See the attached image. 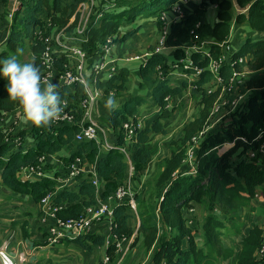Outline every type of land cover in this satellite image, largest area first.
Masks as SVG:
<instances>
[{
	"label": "trees",
	"instance_id": "1",
	"mask_svg": "<svg viewBox=\"0 0 264 264\" xmlns=\"http://www.w3.org/2000/svg\"><path fill=\"white\" fill-rule=\"evenodd\" d=\"M144 1L117 0L115 8L102 10L99 13L101 16L89 23L84 31V40L79 44L87 56H95L98 46L107 37L115 36L123 23L133 21L143 9L149 13L157 12L159 16L178 0ZM84 2L86 0H21L4 47L0 50V59L16 56L22 51L32 59L35 53L36 63L42 71L39 57L44 44L39 41L37 32L45 34L49 32V28H64L73 17L67 28L71 30L78 21L76 10ZM210 4L217 6V21L214 24L204 20L206 7ZM232 24L246 26L250 33L235 51L228 54L229 60L219 67L217 75L225 81L233 72L239 73L246 67L252 76L246 81L245 87L251 93L228 118L218 124L216 130L203 137L195 150L196 173L184 174L188 166L183 162L191 138L208 126L211 110L220 93V88H215L216 76L208 70V65L210 60H217L222 55L224 49L221 44L229 38ZM134 33H124L116 41L124 42ZM194 35H198L202 41L210 40L209 57H202L199 53L191 55L193 65L202 70L192 83L200 97L198 112L183 126L178 138L168 142L170 151L161 162V170L153 185V191L150 192V188L146 190L147 183H142L140 191L136 189L141 178L144 177V180L151 170L149 167L154 155L151 135H167L162 118L148 121L134 140L127 143L121 127L129 120L136 121L141 107L149 102L160 111L166 110L165 98L172 100L178 97L186 87V82L176 85L167 77L166 57L159 53H152L139 67L140 88L145 85L146 90L139 89V93L130 95L105 118V125L115 132L112 145L116 148L101 152L94 141L75 142L74 135L79 130L78 124H51L49 127L28 124L26 129L20 131V136L28 133L34 142L16 148L5 143V134L0 129V184L12 195L26 197L34 204L39 203L47 193H52L49 204L57 207L56 216L60 219L77 218L87 208L97 205L98 194L92 185L91 174H81L72 185L58 189L53 178L61 176L64 169L61 174H54L53 178L32 181L19 179L21 169L36 165L42 156L48 157L66 150L67 155L61 160L65 164L76 157L96 164V173L101 184L98 198L106 200L118 187L125 184L131 166L136 211L130 209L128 198L114 208L111 235L116 238H129L136 231L134 240L137 242L141 239L144 250L148 252L154 245L149 264H218L220 259H225L230 255L221 246L220 238L225 223H230L236 229L240 228L241 225L237 223L239 209L248 207L258 196V191L264 194V167L256 164L260 157L257 149L264 142V137L256 140L264 118V0H234V3L231 0H203L191 11L184 9L183 18L170 26L166 37V45L175 49V60L182 57L181 47L189 44ZM17 59L21 61L18 57ZM239 59H244L245 62L239 64ZM67 64L65 55L58 57L54 66L55 72H62ZM158 68L166 74L160 80ZM128 77L129 70L119 68L109 79L103 80L101 74L93 75L91 83L105 97L111 91L116 94L124 93ZM7 83L6 79L0 77V115L12 113L19 107L16 102L8 99ZM58 90L64 100L73 103L70 106L74 109L75 119L79 121L82 111L78 103L83 98V87L80 84L71 87L62 85ZM228 143H233L232 148L217 155L215 151ZM122 146L126 147L127 157L117 149ZM252 153L256 155L252 157ZM155 196L161 198L160 201L157 198V204L151 200ZM205 200L209 206V214L200 226L203 243L202 247L197 248L192 230L186 226L187 214L195 205L202 204ZM216 205L220 215L212 213ZM190 215L189 219L195 221L193 214ZM159 227L163 231L161 237H157ZM43 229L45 231V226ZM263 240V230L253 225L242 240L235 263L264 264V260L256 261L254 257ZM64 242H74L86 250H91L94 245L103 246L105 237L85 234ZM106 251L111 256L114 245H110Z\"/></svg>",
	"mask_w": 264,
	"mask_h": 264
},
{
	"label": "built area",
	"instance_id": "2",
	"mask_svg": "<svg viewBox=\"0 0 264 264\" xmlns=\"http://www.w3.org/2000/svg\"><path fill=\"white\" fill-rule=\"evenodd\" d=\"M12 1V9L11 12L8 13L7 19L9 22L12 21V18L14 16V12L20 8V0H11ZM96 0H86V2L79 4L76 13L78 15V21L75 27L70 30L69 34L74 35L75 37L69 38L71 36L68 35V37H64L63 29H67L69 25L73 21V17L71 18L68 25H66L64 28H62L57 34L56 42H57V49H52L47 44L49 39L45 38L42 39L40 37V32L38 31V39L39 41H43L44 43V49L42 53L40 54L39 60L43 66L42 73L47 76L49 73L51 74V82L57 81L58 86H74L75 84H80L83 87V98L78 103V107L81 109V118L79 121L75 119V113L74 109L70 106L73 105V103H69L67 100L66 104L67 106L64 109V112L62 113L60 119L54 123L53 125H60V124H78L79 130L74 135V141L75 142H86V141H94L98 145V147H101L102 149L108 151L110 149L116 148L112 144L107 143L105 141L106 139V132L105 129L98 124L95 121L94 117V108L97 105V102L101 96V91L97 88H95L94 85H89L87 82V77L85 75V68H86V61H87V54L81 49L80 43L84 40V31L88 26V17L90 14V11L93 10V7L95 5ZM172 14H174L175 17V23L179 20H181L184 16V7L178 3H175L170 8ZM161 15V14H160ZM101 15L98 14V19ZM168 34V30L165 28L162 30L161 36L159 37V41L156 45V48L150 53L146 54V56H150L152 53L158 54L161 52L162 49L166 46V37ZM230 36L229 38L221 44V48L224 49L226 52L231 53L232 50L228 46L230 43ZM70 40L73 42L71 43ZM114 36L107 37L104 40V43L100 47V51L97 53L96 56H98V59L93 64L90 72V77L92 78L93 75L101 74L103 79H109L114 74H116L118 67L116 64L113 63L111 67H108L109 61H107V57L110 54V47L113 44ZM70 42V43H69ZM210 42L202 41L198 35L193 36V40L184 46L181 47L182 50V57L176 61V66H178L181 69V73L183 75L188 74L195 76L196 78L199 77L202 70L199 69L196 65H193V61L191 60V55L193 53H199L202 57H209V46ZM62 55H65V57L68 60V64L64 67V70L60 73L55 72V62L56 59ZM50 62H46L49 61ZM224 56L221 55L217 60H210V63L208 65V70L214 74L215 77V88H220L219 96L214 104V107L211 110L210 118L211 116L218 112L219 106L218 103L223 101L222 94L224 92H230L232 90V86L234 82L239 78V73L233 72L231 77L227 80H223L221 77H219L218 71L219 67L224 63ZM130 61H140L141 65L146 61L144 60L142 62V59L138 56H121L118 58V62L121 63H127ZM72 62V63H71ZM245 62L244 59H239L238 63L243 64ZM116 63V62H115ZM158 73L161 71V68L157 69ZM189 72V73H188ZM90 78V79H91ZM159 80L163 77H159ZM195 89V87H194ZM209 93V91H208ZM241 97H239L237 100H234L231 102L232 108H236L239 101H241ZM173 100V99H172ZM172 100L168 97L165 98V108H172ZM19 111H22L20 106L14 111L15 114L19 113ZM13 116H10L7 114H1L0 115V129L3 130L5 134V143L12 144L15 143V140L11 139V130L4 129L9 123L13 121ZM142 129L140 121L136 120H129L122 124L121 132L124 137V141L131 142L134 140L136 134ZM208 127H206L203 131H201L199 134L191 138V145L187 149L186 158L184 160V165H187L189 167V170H187L184 174H195L196 173V167H195V150L198 147L199 141L203 139V137L207 134ZM264 137V118L262 121V126L259 130V133L256 137V140H260ZM121 153H123L126 157V147L122 146L117 148ZM257 152L260 153V155L264 156V142H262ZM256 155V153H252L251 156L253 157ZM47 157H40L38 160V163L34 166H28L19 172V175L22 177L21 180H28L32 181L34 179H41V178H53L50 177L47 171V164H46ZM87 164V161H85L81 157H76L72 161L68 162L66 164V167L64 168L63 174L61 176H58L56 178H53L54 181L57 183V186L60 188L67 187L73 184L74 180L81 174H91L92 176V185L96 188L97 192V205L94 207H89L85 210L84 214L77 217V218H67V219H60L56 216V209L57 207H52L49 202L51 197L53 196L52 193H47L40 201V204L46 208V210L50 211V214L52 217V222H47L46 218H42V224L45 226V232H46V241L50 244H57V243H63L64 241H72L78 236L89 234L92 230V226L94 224L100 223L102 221H110L109 230L111 232V228L113 227V209L117 206L121 205L122 202L125 200V198H128L127 204L129 205L130 209L132 211H136V204L134 201V191L133 187L131 185V176L133 173V168L129 167L128 172V178L124 185L118 187L116 191L109 195L106 200H100L98 198L100 193V180L97 176L96 170H92V166L90 167H82V165ZM59 188V189H60ZM61 208V206H59ZM158 211V209H157ZM193 213V209H190V214ZM115 238L114 246L116 248H119L121 245V242L126 240V237L121 238ZM264 260V259H263ZM101 264H110V258L108 256L104 257Z\"/></svg>",
	"mask_w": 264,
	"mask_h": 264
},
{
	"label": "crops",
	"instance_id": "3",
	"mask_svg": "<svg viewBox=\"0 0 264 264\" xmlns=\"http://www.w3.org/2000/svg\"><path fill=\"white\" fill-rule=\"evenodd\" d=\"M202 1L203 0H178L176 3L182 5L184 7V9L191 11L194 8L198 7ZM231 2L234 3V0H231ZM95 4L97 5V1L95 2ZM112 6H113V4H112ZM11 9H12V1L11 0H0V50L4 47L5 40L7 39V36L9 34V30H10L9 26H11V22H9V20L6 18V15L9 12H11ZM88 20H89L88 21V25H89L91 19L88 17ZM204 20L209 24H214L217 21V6L215 4H210L206 7V12L204 14ZM134 21L135 20L128 21V22H125L122 24L120 30L114 36V40H113L114 42L110 47V54L107 57V61H109L108 67H111L114 63V64H116L118 69L119 68H127L129 70L128 82L132 81V79L135 81L136 80L140 81L139 67L141 66V62L130 61L127 63H125V62L121 63V62H118V58H120L121 56L129 55V52H133L135 50L140 52L143 48L142 44L139 43L141 38L137 42H135V44H132V42H129V45L127 48L120 46V44L122 42L116 41V40H117V38L122 37V35L124 33L130 32V31L135 32V30L132 29V24H134ZM158 21L161 22V24H162V28H161V31L159 34V37H160L163 29L166 28L169 32L170 26L175 23V17H174V14H172L171 10L169 9V10L165 11L164 13H162L161 15H159L158 17H155L152 21L150 20L149 23H151V24L149 27L152 29L153 26L155 24H157L156 22H158ZM144 23H147L146 20L144 21ZM144 23H142V25ZM140 25L138 27H140ZM60 30H61V28H49L50 33L55 31L52 35L55 39H56L57 35H54V34ZM137 30L138 29H136V31ZM232 31L233 30L231 27L230 34H229V36L231 37L230 38L231 42H233ZM133 37H135V35H133ZM159 37L157 36L156 44L159 41ZM151 39L152 38H149L148 40L151 41ZM126 40L129 41V38ZM153 40H154V38H153ZM242 40L239 41L236 46L234 45L232 51H235V49L242 42ZM127 41H124V42H127ZM102 44H100L98 46L99 48H98L95 56H91V57L87 56V61L90 62L91 65L94 64L96 62V60L98 59V56H96V55L100 51V47L102 46ZM174 51H175L174 48L168 47L166 45L165 48L162 49L161 52L159 53V54H163L166 57V65L168 67L167 77L171 81H173V78L175 79L174 76H176L177 79H175V82H172L176 85H179L183 81L190 85L191 83H193L195 81L196 77L193 75L189 76L188 74L183 75L181 73L182 72L181 69L178 66H176V61L174 58ZM151 52H152V50L149 49L148 51L143 52L142 54H134V55H129V56H138L142 59V62H143L144 60H146L149 57V56L145 57V55L146 54L148 55ZM135 62L138 64H137L136 68H133L132 64ZM88 68L89 67L85 68V75H86L87 79H90L91 75H90ZM161 71L164 72L162 69H161ZM103 80H105V79H103ZM53 83L58 85L57 81H53ZM190 91H191L190 92L191 94L195 93L197 95V93L195 92L194 86L191 88ZM185 93L186 92L183 90L181 92V94L178 96V98L181 97L183 99L185 97ZM128 97L129 96H126L124 99H120L119 101H117L118 106L121 104V102L123 100H125ZM174 100H175V98L173 99V101ZM99 106H100V104H99ZM97 108H98V105H96L94 108L95 112H97ZM166 110H171V108H168ZM110 111L111 110H108V112L106 113V117H108V114ZM8 115H10V116L17 115L19 117V120L22 121V124H24L22 111H19V113H17V114H15V112H12V113H9ZM137 120L140 121L142 128H144L145 125L147 124V122L145 124H143V122L141 120H139L138 118H137ZM163 124H164V127L168 133L167 134L168 136L165 135L163 138L171 137L173 135V133L169 134L170 123H164L163 122ZM107 127L109 128V129H107V132L112 131L111 133H109L108 137H110V134H112L111 138H113L114 134H115L114 130L112 128H110L108 125H107ZM105 132H106V130H105ZM16 133H17V131H16ZM179 135H180V133H178V135L176 136V139L178 138ZM106 137H107V133H106ZM165 142H167V141H163L161 143H165ZM224 145H226V144H224ZM98 148L100 149L101 152H106V150L102 149L101 147H98ZM158 153L159 152L156 151V153L153 155L152 161H151L150 167H149L150 169H151V166L153 163V159L158 157V155H159ZM219 153H221V152H219ZM66 155H67V151L62 150V152H60L58 154L47 157L46 164L48 165L49 168L54 170V173L51 170L50 172H48V174L53 173V175H54L56 173L57 174L62 173L61 160ZM219 155H221V154H219ZM256 164L258 165V167H264L263 155H260V157L256 160ZM95 165L96 164L93 163V165L91 167L92 170H96ZM188 170H189V167H188ZM146 173H147V171H146ZM18 176H19V179L21 180L22 177L19 174H18ZM130 181H131V185L133 187L135 185V183L133 180H130ZM0 186H2V185L0 184ZM139 187H140V183L138 185V188ZM263 187H264V185H263ZM2 188H3L2 192H4L6 195H8L9 192L3 186H2ZM57 188L59 189L60 187L57 186ZM257 193H258V196L250 202L248 209H246L245 207H242L239 209L238 217H239V220L240 219L242 220V222L240 221L239 225H241V226H240V228H237L238 230L236 229V227H233L230 223H228V222L225 223V226L222 230L226 231L225 233H226L228 242H225V240L222 242V240H221V246H222L223 250L229 251L230 255H228L225 259H220L218 264H236L235 263V256H236L237 252L241 249L242 240L247 236L248 231L250 230V228L253 225H257L261 230H263V236H264V227L261 226V224H262L261 215L264 212V201L262 199H259L260 198L259 194H262V195H264V194L261 191H258ZM9 197H10L11 202L8 204V206H10V208L4 207V209H2L3 212H5V210H6L7 217H4L2 215V211L0 212V216L1 217L3 216L2 219H0V251H6L13 258L14 264H58L59 259L67 258L69 253L71 252V250H70L71 246L75 245L76 243H74V242H67V243L63 242V243H57V244H50L46 241V238H45L46 235H45V231L43 229L44 225L42 224V218H46L47 222L51 223L53 216H51L50 211L46 210V208H44L40 204V202L37 204H34L30 200H28V198H26V197H17L14 195H10ZM160 200H161V198H160ZM20 206H22V207L20 208ZM157 209H159V208H157ZM194 209H195V207L193 208V213H194ZM253 211H256V212H253ZM189 213H190V210H189ZM189 213L187 214L188 220L186 221V226L192 230V236H193L195 246H197V248H200L202 246H200L199 243H200V240L202 241V238H201V235L199 232V228L202 224L204 216L201 215L200 220L199 219L197 220V218H196L195 221H193L192 218L189 219V217H191V215ZM212 213L220 215L218 210L215 208L213 209ZM208 214H205V215L207 216ZM255 214H256V217H255ZM258 216H260V217H258ZM112 221L114 222V218L112 219ZM258 221H261V222L257 223ZM197 222L200 224L199 226H198ZM109 226H110L109 220H107V221L104 220V221L97 223V224H94L92 226V230L89 234L103 235L105 237V244L103 246H98L99 248L103 249V253H102L101 257L97 261H91L92 263H90V264H101L102 260L106 256H108L112 260V261L110 260L112 264H123L124 260L128 257V255H129V261L131 263L133 261H138V260H139L138 264H146L147 261L149 263V259H146V262H145V260L143 259L144 257L143 256L140 257L139 252L137 251V247L133 245V243L135 242L134 238L137 234L136 231L134 232V234L131 237H129V238L126 237V240L121 242V245L119 248H116L114 246V253L111 254V256H110L107 253L106 249L110 245H114L115 238L113 235H111V232L109 230ZM138 226H139V221L137 220L136 228H138ZM228 226H229V228H228ZM230 227L233 229H230ZM158 233L160 234L161 232L159 231ZM157 237H158V235H157ZM138 244H139V242H138ZM140 245L141 244H139L138 246L140 247ZM76 246H77V244H76ZM153 246L148 251V258L152 254ZM77 247H79V246H77ZM254 257H255L256 261H260V260L264 259V240H263V243L260 246V248L255 251ZM83 264H85V263H83ZM126 264H128V262Z\"/></svg>",
	"mask_w": 264,
	"mask_h": 264
},
{
	"label": "rangeland",
	"instance_id": "4",
	"mask_svg": "<svg viewBox=\"0 0 264 264\" xmlns=\"http://www.w3.org/2000/svg\"><path fill=\"white\" fill-rule=\"evenodd\" d=\"M96 1H97V5L96 4L94 5L93 10L89 14V18L91 19L90 23H91L93 18H94V20H96L97 15L102 10H108L109 8H115L114 4H115V2L117 0H96ZM139 1L141 2V0H139ZM142 1H144V0H142ZM112 4H113V6H112ZM20 6H21V0H20ZM15 12H14V14H15ZM7 15H6V18H7ZM157 16H158L157 12L156 13H149L146 9H143L142 12H140V15L136 16V18L134 19L135 20L134 24H132V29L133 30L138 29L133 34V35H135V37H133V35L129 36L128 37L129 41L126 40L127 42H122L120 44V46L127 48L128 45H129V42H132V44H135V42H137L141 38L139 43L142 44L143 48H142V50L140 52L137 51V50H135L133 52H129V55L142 54L143 52H146L149 49L153 51L156 48V45H157L156 44V40H157V36L159 37L160 31H161V28H162V24H161V22L158 21V22H156L157 24H155L153 26V28L151 29L149 27L151 23H149V22H150V20L152 21ZM13 18H14V16H13ZM13 18H12L11 24L13 22ZM145 20H146L147 23H144ZM141 22L144 23V24L142 25ZM139 25H140V27H138ZM231 27H232V30H233L232 31V40H233V42L230 41L228 46L232 50L234 45H236L239 41L244 39L245 36L248 33H250V30L246 26H237V25H234V24H232ZM62 31L65 33L64 37H66V36L68 37V35L71 36L69 38L75 37L74 35L69 34L70 30H68V29H63ZM54 32L55 31L50 33V32L47 31V33H45V34L40 32V37L42 39L48 38L49 41H48L47 44L50 46V48L57 49V46H58L57 42L54 39V37L52 36ZM59 33L60 32L57 31L54 35H57ZM149 38H152L151 41L148 40ZM153 38H154V40H153ZM205 41L206 42H210V40H205ZM41 42L43 43V41H41ZM70 42L72 43L73 41L70 40ZM221 54L224 56V60H223L224 62L229 60V56L230 55H228V54H230V53L229 52L227 53L225 51V48H224V51L222 50ZM16 56L22 62H27V61L31 60V57L27 53H25L24 51L17 53ZM137 62H140V61H137ZM137 64L138 63H136V62L133 63L132 64L133 68H136ZM92 66H93V64L91 65L90 62L86 61V67H89L88 68L89 70L91 69ZM245 68L246 67H244V69H242V71L239 72V78L236 81V83L234 82V84L232 86V90L230 92H224L222 94L223 101L218 103V106H219L218 112L214 113L211 116V118H210V120L208 122V126H207L208 127V132L207 133L216 130L218 124L230 116V113H232V111L235 109V108H232L231 101L237 100L239 97H241L242 98L241 101H239V103L237 104V106H239V104L242 101H244L245 98H247L248 94L251 93L249 90L246 89L245 83L252 75ZM165 75L166 74L163 73L162 71H160L158 73L159 77H164ZM174 77H175V79H177L176 76H174ZM175 79L173 78L172 82H175ZM87 82H88L89 85H92L91 79H87ZM140 83H141L140 81H138V80L135 81V80L132 79V81L128 82L126 90L122 94H118V93L116 94V92L111 91L104 97L103 96V92L101 91L102 94H101V96H100V98H99V100L97 102V105H98L97 112L94 111V116H95V121L98 124L102 125V127L106 130L107 137H106L105 141L107 143L112 144L113 138H111L112 134H110V137H108L109 133H111L112 131L111 132H109V131L107 132V129H109V128L107 127V125H105V117H106V113L108 112V109H106L104 107L105 100L108 98L109 95H114L115 100L119 101L120 99H124L126 96H130V95L139 93L140 92L139 89H142V91H145L146 90L145 85L140 88ZM146 85H148V84H146ZM192 87H193L192 83L190 85L188 83H186V87L184 88V91L186 92L185 93V97L183 99L181 97L180 98L176 97L174 101L172 100V108H171V110H162V111L157 110V108L154 107L149 102V103L145 104L144 106H142L141 109L138 112L137 118L139 120H141L143 122V124H145L146 122L150 121L153 118H158L159 117V118H162V122L170 123L169 134L173 133V135L171 137H169V138L168 137L163 138L164 136H159V135H151L150 142H151L152 149L154 150V154L156 153V151H158L159 155H158V157L153 159L151 170L148 172V174H147V176H146V178L144 180L141 178V182H140V187H141L142 183H144V184L147 183L146 184L147 185L146 186L147 187L146 190L148 188H150V192L153 191V185H154V183H155V181H156V179H157V177H158V175L160 173L161 162L169 154L170 150L168 149V142H170L171 140H175L176 136L178 135V133L181 134V130H182L183 126L185 124H187L189 121H191L197 115L198 108H199L198 102L200 100V97L198 95H194V94L190 93L191 92L190 90H191ZM99 104H100V106H99ZM21 124H22V121L19 120V117L17 115H15L13 117V121L11 123H9L6 127H4V129L6 128V129L12 131L11 139L15 140V143H12V144L9 145L12 148H16L19 145L27 146V145H29V144L34 142V140L32 138H30V135L28 133H26V135L23 136V137L20 136V131L26 129L27 126H28V125H25V124H22V125ZM16 131H17V133H16ZM163 141H167V142L161 143ZM201 141H202V139L199 141V144L201 143ZM190 145L191 144L189 143L188 148L190 147ZM232 146H233V143H228L226 145H223V146L219 147L218 150H216L215 152L217 154L219 152H221L219 154H222L223 152H225V151L229 150L230 148H232ZM92 165H93V163L87 162V164L82 165V167H90ZM61 166H62V169H64L66 167V164L62 161L61 162ZM51 170L54 173V170L49 168V167H48L46 172H50ZM53 173L49 174L50 177H54ZM133 176L134 175L132 174L131 180H133L132 179ZM140 187L138 189H136V190L140 191L141 190ZM2 191H3V188H2V186H0V212L2 211V209H4V207L5 208H10V206H8V204L11 202L9 196L12 195L9 190H7L9 192L8 195H6ZM259 197H260L259 199H262L264 201V196L262 194H259ZM157 198L159 199L160 197H157ZM157 198L155 196L151 200H154L155 201L154 203L157 204L158 203V199ZM159 201H160V199H159ZM206 202L207 201L205 200L202 204H198V205L195 206L194 213H193L194 215H192V217H194L195 219L197 218V220L198 219L200 220V216L203 215L204 219H205V217H206L205 214L209 213V206H208V204ZM21 207L22 206H20V208ZM214 208L218 210V206L217 205ZM245 208L248 209V207H245ZM253 212H256V211H253ZM2 215L4 217H7L6 210H5V212L2 211ZM2 217L0 216V219H2ZM255 217H256V214H255ZM258 217H260V216H258ZM261 218H262L261 226L264 227V212L261 215ZM204 219H203V221H204ZM203 221H202V223H203ZM240 221L242 222L241 219L237 220V223L238 222L240 223ZM261 221H258L257 223H260ZM199 225L200 224L198 223V226ZM228 228H229V226H228ZM230 229H233V228L230 227ZM159 231L161 233L160 234L157 233V235L159 237H161V235L163 233L161 227L158 228V232ZM199 232H200V228H199ZM225 232H226L225 230L222 232V235H221V238H220L222 240V242L224 240H225V242H228V239H227V236H226ZM138 242H139V244H141L140 247L138 246L139 245ZM202 243H203V241L200 240V243H199L200 246H202ZM133 245L137 247V251L139 252L140 257L143 256L144 258L143 257L142 258L146 262V259H149L150 257L148 258V252L146 250H144V248L142 246V240L140 239L137 242H134ZM77 246H79V245L77 244ZM77 246H76V244L71 246V249H70L71 252L69 251L70 253H69L68 257L65 258V259L64 258L59 259L58 264H83V263L90 264V263H92L91 261H97L101 257V255L103 253V249L99 248L96 245L92 246L91 250H86V249H84L81 246H79V247H77ZM127 262H128V264H138L139 260L138 261H133L131 263L129 261V255H128V257L124 260L123 264H126ZM146 264H149L148 261L146 262Z\"/></svg>",
	"mask_w": 264,
	"mask_h": 264
},
{
	"label": "clouds",
	"instance_id": "5",
	"mask_svg": "<svg viewBox=\"0 0 264 264\" xmlns=\"http://www.w3.org/2000/svg\"><path fill=\"white\" fill-rule=\"evenodd\" d=\"M0 77L7 80V97L22 109L25 125L49 127L60 119L66 101L59 86L51 82V74L42 73L35 53L30 62H21L15 55L0 59ZM104 107L108 110L118 107L114 95L108 96ZM0 264H14V261L6 251H0Z\"/></svg>",
	"mask_w": 264,
	"mask_h": 264
}]
</instances>
